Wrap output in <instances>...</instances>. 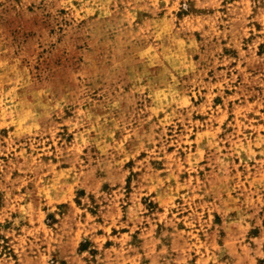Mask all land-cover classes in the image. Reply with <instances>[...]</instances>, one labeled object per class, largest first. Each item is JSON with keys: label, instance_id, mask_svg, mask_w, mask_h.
I'll use <instances>...</instances> for the list:
<instances>
[{"label": "rangeland", "instance_id": "374dc122", "mask_svg": "<svg viewBox=\"0 0 264 264\" xmlns=\"http://www.w3.org/2000/svg\"><path fill=\"white\" fill-rule=\"evenodd\" d=\"M0 264H264V0H0Z\"/></svg>", "mask_w": 264, "mask_h": 264}]
</instances>
